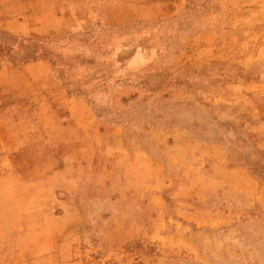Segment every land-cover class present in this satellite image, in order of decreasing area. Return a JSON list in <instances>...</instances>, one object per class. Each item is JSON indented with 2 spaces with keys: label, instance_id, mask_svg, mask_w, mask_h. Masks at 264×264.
<instances>
[{
  "label": "rangeland",
  "instance_id": "rangeland-1",
  "mask_svg": "<svg viewBox=\"0 0 264 264\" xmlns=\"http://www.w3.org/2000/svg\"><path fill=\"white\" fill-rule=\"evenodd\" d=\"M8 124L47 149L0 135V264H264V0H0Z\"/></svg>",
  "mask_w": 264,
  "mask_h": 264
},
{
  "label": "crops",
  "instance_id": "crops-1",
  "mask_svg": "<svg viewBox=\"0 0 264 264\" xmlns=\"http://www.w3.org/2000/svg\"><path fill=\"white\" fill-rule=\"evenodd\" d=\"M81 133L79 134L77 140L79 141L78 147L81 148V152L77 154V151L72 150L68 153L66 156L65 161L63 164L58 168L54 169L50 172V174L43 173L41 177H29L26 179H21L18 181V179L13 182L11 188V192L14 193L16 198H26L29 201V204H31V208L29 210H36L37 205H40L41 207L44 206V204H40L42 198H44L45 195H48L49 188H46L49 186V184L54 185L55 176L62 175V173H67L68 175L65 176L63 179L65 183H63V189L67 191L66 199L59 200V206H61L64 209V213L61 212V214H66L67 210H71L73 206L71 205V202L74 200H78L76 197V192L78 189H80L84 184H86L85 180V172L89 168V165L92 161V147L94 141V135H88L86 132V129L83 127L77 128ZM1 137L3 138L4 135H10L8 142L9 146L13 147L14 149H17L18 146H26V149L30 148H41L43 149V153H45L47 146L44 143L42 146H39L36 143L31 144L29 141L30 133L29 128H19L18 126L8 124L3 128V130L0 132ZM90 136V137H89ZM74 152V153H73ZM43 153L37 154V159H40V156L43 155ZM77 154L78 156H75ZM8 155V153L6 154ZM47 164V161L39 160L37 164H32L34 171H38L39 168H42L43 172L45 169L43 168ZM76 166V168H75ZM8 174H11L8 172ZM12 175H15L12 173ZM65 175V174H64ZM64 177V176H63ZM41 185V186H37ZM43 186V188H42ZM73 196V197H72ZM73 198V199H72ZM39 201V202H38ZM25 210V209H24ZM74 213V212H73Z\"/></svg>",
  "mask_w": 264,
  "mask_h": 264
},
{
  "label": "trees",
  "instance_id": "trees-1",
  "mask_svg": "<svg viewBox=\"0 0 264 264\" xmlns=\"http://www.w3.org/2000/svg\"><path fill=\"white\" fill-rule=\"evenodd\" d=\"M31 54H33V52ZM31 56L33 57V55H31Z\"/></svg>",
  "mask_w": 264,
  "mask_h": 264
}]
</instances>
